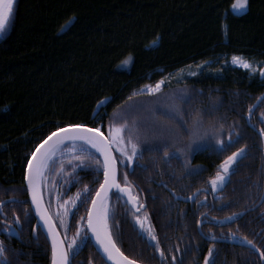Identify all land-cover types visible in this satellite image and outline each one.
<instances>
[{
  "label": "trees",
  "instance_id": "trees-1",
  "mask_svg": "<svg viewBox=\"0 0 264 264\" xmlns=\"http://www.w3.org/2000/svg\"><path fill=\"white\" fill-rule=\"evenodd\" d=\"M234 3L14 0L13 13L0 33V202L28 227L26 238L15 249L18 264H50L48 244L38 228L34 239L30 236L36 221L23 180L35 146L58 127L86 124L100 127L110 138L109 124L135 122L138 139L134 142L140 154L133 165L121 164L120 152L113 151L119 183L131 184L133 180L141 202L150 210L173 204L171 185L166 183L159 191L153 183L156 164L162 163L169 172L194 166L193 175L181 178L187 184L183 193L190 194L206 187L198 167L207 170L211 187V178L227 156L240 146L259 145L247 124L250 120L264 128V100L256 109L248 106L264 93V80L225 63L233 54L264 62V0H247L241 13L232 10ZM196 63L207 65L192 78L170 79L156 94H133L147 83ZM123 135L127 137V132ZM88 148L56 155L42 179L46 201L50 204L54 194L69 197L67 203L75 206L73 214L82 220L103 175L99 157ZM165 152L173 155L166 157ZM250 155L255 158L252 151ZM233 165L225 215L240 210L237 162ZM252 174L249 172L246 180L260 183ZM253 204L246 203V207ZM195 205H184L182 210L195 212ZM123 211H130L129 206L118 193H111L108 222ZM127 217L125 214L116 225L126 227ZM251 221L247 214L240 220L227 219V233L231 230L239 235L243 228L254 237ZM229 247L246 252L245 248ZM242 258L258 260L246 254ZM134 259L150 263L140 257V251Z\"/></svg>",
  "mask_w": 264,
  "mask_h": 264
},
{
  "label": "flooded vegetation",
  "instance_id": "flooded-vegetation-1",
  "mask_svg": "<svg viewBox=\"0 0 264 264\" xmlns=\"http://www.w3.org/2000/svg\"><path fill=\"white\" fill-rule=\"evenodd\" d=\"M263 100L264 98L260 102ZM247 126L256 134L260 143L251 148L239 147V149H242V152L237 156L235 161L238 166L237 198L240 210L236 213L242 214L232 219L240 220L244 215H249L252 219L251 226L255 231L254 237L250 236L248 233L249 231L241 228V233L239 235L236 234L231 240L227 238L228 233L225 224L227 219L223 218L230 215L224 214V202L228 196L226 188L230 182V172L223 189L215 192L212 186L209 187L207 184L209 182L207 170L198 167L197 172L204 176L203 183L206 187H199L190 194H184L183 191H186L185 186L187 184L182 183L181 178L185 174L189 176L193 175L195 167H183L178 171L169 172L163 169L162 163H158L155 169L156 180L153 183H157L156 185H158L159 191H162L166 183L171 185V198L173 199V204H166V207H162L161 209L150 210L146 202H141V198L137 193V185L133 180H131V184L119 183L121 187L128 188L132 197L136 199L137 210L133 209L120 193L111 192L118 193L130 208V211L117 213L116 217L112 218L111 222H108V230L116 247L130 260H135L139 264H205V256L209 253V247L218 244L221 246L213 247L214 252L212 257L215 259L211 257L214 264H260V253L246 244L243 237L246 236L249 240H252L261 251H264V134H262L264 133V128L262 124L255 125L252 124L250 120ZM251 151L255 153L254 159H252L250 155ZM260 163L261 166H259ZM132 165L133 164L127 165V167L130 168ZM135 166L139 167L140 165L136 164ZM117 167L119 175V166ZM218 171H221V169ZM249 172H252V176L254 178L257 177L260 183L258 181L248 182L245 176L247 177ZM41 195L46 211L68 253L69 264H107L96 251L89 237L86 218L87 213L84 220L80 217H75V214H73L75 206L67 203V199H69L67 196L54 194L49 204L42 190V182ZM192 196H194V198L191 201L181 200L191 198ZM150 197V199H154V196L150 195ZM176 197L180 199H176ZM2 202L3 203H0V242H3V246L6 249L7 260L10 264H18L15 260V249L18 248V243L26 238L28 227L22 220L23 226L20 221V226L16 227L15 231H5L4 229L6 227L15 225L18 216L16 213L5 210V203L4 201ZM249 202H253V206L246 207V203ZM192 203H196L195 212L192 209V212L189 211L188 213L182 210L185 207L184 205ZM140 205H144V207L141 208ZM28 206L31 211L29 201ZM31 214L33 216L32 211ZM125 214L128 215L126 227L123 224L117 226L116 224ZM137 216L140 218L139 221L136 219ZM197 221H200V223H197ZM141 222L144 225L143 228H141ZM241 222L242 221H237L238 224ZM36 225L38 226L37 221ZM149 227L153 230V234L157 237V240H152L148 235L147 230ZM37 228L45 239L40 227L38 226ZM17 233H19V235H17ZM35 233H30L33 239ZM36 238H38V236H36ZM185 240H189L190 243L187 245L184 243ZM201 241L205 243L202 244ZM157 242L159 243L160 251L164 252L163 257L156 251ZM69 245H71V247H69ZM226 246L245 248L246 252H243L241 249L235 250L230 247V252H228ZM177 249H179V251H177ZM138 251H140V257L144 260H150V263H143L134 259ZM244 253L250 257L256 256L258 260H248L249 258L243 259L242 255H245ZM154 255L155 260L153 258ZM228 256L231 259H229V261L226 260ZM174 257L175 260H173Z\"/></svg>",
  "mask_w": 264,
  "mask_h": 264
},
{
  "label": "snow or ice",
  "instance_id": "snow-or-ice-1",
  "mask_svg": "<svg viewBox=\"0 0 264 264\" xmlns=\"http://www.w3.org/2000/svg\"><path fill=\"white\" fill-rule=\"evenodd\" d=\"M247 0H235L233 5L236 9H244L246 8ZM14 10V0H0V32H3L6 28L7 22L13 13ZM154 41V43H157ZM233 63L241 64L245 69H252V72H259L260 76L264 78V67L253 68L252 64L245 59L239 57H233ZM125 61L124 63H127ZM199 67V66H198ZM195 75V73H192ZM161 83L157 82L155 87L151 86H142L141 91H148L149 93L157 92ZM264 97H258L257 99H261ZM107 100L105 98L104 101H99V105H103V103ZM251 110L253 105L248 106ZM98 111V109L94 110ZM261 116H264V113H261ZM103 125H101L102 127ZM127 132V137L123 135V133ZM264 134V133H262ZM109 136L105 137L104 133L100 130V127L97 128H89L86 124L79 125H69L64 128H57L54 132L49 133L43 140L40 141L39 144L35 146V150L32 151V158L28 160L27 170L25 173V180L28 182L29 191L32 192L33 203L37 204V211H40L39 204L37 201V196L35 193V185L38 180L43 179V174L45 169L49 166V163L53 160L58 154H61L62 149L65 145V142H71L75 144L77 141H83L87 145H91L92 148H95L97 152H99L103 156V172H104V182L100 185V189L97 191V197H100L101 193L106 190L108 187H116L120 188V185L117 183L116 179V164L117 160L112 155L111 146L113 144L118 145L117 151L120 152L122 159L120 160L121 164L125 166L133 164L134 157L140 154L138 149V144L134 142V140L138 139V131L135 128V122L132 125H129L127 122L120 126H115L109 124ZM217 143H221V141H217ZM191 142H189V148H191ZM81 150H84V145L80 146ZM129 149L131 150V154H129ZM242 152V149H237L230 156H227L225 160L218 165L219 169L222 171H217L215 176H213L210 180L213 191L221 188L231 171L230 166L233 165V162L236 160L237 156ZM173 153L165 152V156H171ZM126 158V160L124 159ZM125 182H127V176H125ZM126 189H121V191H125ZM132 199V197H130ZM74 202V201H73ZM3 203V202H0ZM97 201L94 198L93 206L95 207ZM135 206V205H134ZM140 207H144V205H140ZM242 213H231L228 217L223 219H232L234 217H238ZM107 215V211L100 213L97 215V218L94 222L93 220V211L89 210V218H88V226L92 228L93 232L96 234V238L103 247L105 253H107L108 258L110 260H115L116 264H137L135 260H130L127 256L124 255L123 252L120 251L119 248L116 247L115 242L112 240L111 234L107 231V226L105 222V217ZM25 217L28 219V209H25ZM137 221H139V216L136 217ZM200 223V221H197ZM20 226L19 217L16 218L15 225L11 227H6L5 231H15L16 227ZM38 226H33V232ZM144 225L141 222V228ZM148 235L152 240H157V237L153 234V230L148 228ZM19 235V233H17ZM49 235L52 237V264H69L68 261V253L60 247L62 241H58L56 239V234L53 231L52 227L49 228ZM236 236L234 232L229 230L227 234L228 239H233ZM215 238V237H213ZM243 240L246 244L250 245L253 249L260 253V264H264V251H261L252 240H249L246 236L243 237ZM71 247V245H69ZM156 251L160 253V256H164V252L160 251L159 243L157 242ZM179 251V249H177ZM214 248L212 246L209 247V253L205 256V264H214L211 260L213 255ZM175 260V257L173 258ZM0 264H10L7 260L6 249L3 246V242H0Z\"/></svg>",
  "mask_w": 264,
  "mask_h": 264
},
{
  "label": "water",
  "instance_id": "water-1",
  "mask_svg": "<svg viewBox=\"0 0 264 264\" xmlns=\"http://www.w3.org/2000/svg\"><path fill=\"white\" fill-rule=\"evenodd\" d=\"M260 97H264V93L260 96ZM263 98L261 99H257V101L254 103L253 107L252 108H255L256 105L262 100ZM104 104V103H103ZM100 106V105H99ZM95 117V114L92 115V118ZM67 127V126H66ZM89 128H95V127H91V126H88ZM64 128V127H63ZM105 135V134H104ZM106 137V136H105ZM65 143H71V142H65ZM77 143H80L81 145L82 144H85L83 141H77ZM87 145V144H86ZM90 146L89 148H91V150L99 157L100 161H101V164H102V168H103V156L97 152V150L95 148H92L91 145H88ZM35 150V149H34ZM111 150H112V147H111ZM112 155L114 156V152L112 150ZM115 157V156H114ZM32 158V157H31ZM28 164V163H27ZM26 170H27V167L25 169V173H26ZM222 171V169H221ZM25 173H24V186L26 188V192H27V196H28V201H29V204H30V207H31V211L35 217V220L37 221V224L38 226L40 227V230L42 231V233L44 234L45 236V239L49 245V248H50V252H51V263L52 264V237L49 235V228L50 226L52 227L53 231L55 232L56 234V239L58 241H62L60 235L58 234L57 230L55 229L47 211H46V208L44 206V203H43V200H42V195H41V180H38L36 185H35V193H36V196H37V201H38V204H39V208H40V211L38 212L37 211V204H34L33 203V199H32V192L29 191V188H28V182L25 180ZM117 164H116V179H117ZM228 179V176L226 177V180ZM225 180V182H226ZM104 182V172H103V176H102V181H101V184ZM118 183V181H117ZM100 184V185H101ZM119 184V183H118ZM100 185L97 189V191L100 189ZM225 185V183H224ZM224 185L221 187V188H218L217 190H215V192H218L220 190L223 189ZM121 189H126L125 191H121ZM97 191L96 193L94 194V197L90 203V206H89V209H88V212H87V227H88V232H89V237L91 239V242L92 244L94 245L96 251L99 253V255L102 257V259L107 263V264H116L115 260H110L108 258V255L107 253L104 252L103 250V247L101 246V244L99 243V241L97 240L96 238V234L93 232L92 228H89L88 226V218H89V210H92L93 211V220L95 222L96 218H97V215L101 213V210H102V207H103V204L105 201H108V198H109V195L111 192H118L121 194V196L128 202V204L135 210H137V204H136V199L134 197H132V195L130 194L129 192V189L126 188V187H121L120 188H116V187H108L106 188V190H104L100 197H97ZM195 196V195H194ZM194 196H192L191 198H188V199H181L183 201H191ZM130 197H132V199H130ZM94 198L96 199L97 203L95 205V207L93 206V200ZM176 199H180L179 197H176ZM135 205V206H134ZM107 226V225H106ZM108 230V229H107ZM60 247L62 249L65 250L64 248V245H63V242L61 243ZM66 251V250H65ZM139 264V263H137Z\"/></svg>",
  "mask_w": 264,
  "mask_h": 264
},
{
  "label": "rangeland",
  "instance_id": "rangeland-1",
  "mask_svg": "<svg viewBox=\"0 0 264 264\" xmlns=\"http://www.w3.org/2000/svg\"><path fill=\"white\" fill-rule=\"evenodd\" d=\"M245 9V8H244ZM244 9H236L234 7H232V10L235 12V13H241V11H243ZM1 33V32H0ZM239 57V58H242V59H245V60H248L251 64H252V67L253 68H259V67H264V62H261L259 60H255L253 58H248V57H245L243 55H237V54H233V55H230L227 57L226 59V65L227 66H230V67H235V68H239L243 71H245L249 76L253 77V78H258L259 80H264V78H262L259 74V72H255L253 73L252 72V69H245L241 64L239 63H233V57ZM207 63H196V64H193V65H189V66H186L185 68H182V69H179L178 71H176L173 75H164L163 77H161L158 81L156 82H151V83H147L143 86H151V87H155L156 86V83L157 82H160L162 81L161 83V87L160 89L157 91L159 92L163 86L166 85V82L170 79H179V78H192L194 77L196 74H199L200 72H202L203 70H205V67H206ZM199 66V67H198ZM192 73H195V75H193ZM141 88L140 87L139 89L135 90L133 94H139L141 96H147V95H151V94H156L157 92L155 93H149L148 91H141ZM105 103V102H104ZM157 110V108H155ZM69 145V146H68ZM68 145H65L62 149V152L61 154H58L57 156H66L68 154H71L73 152H78V151H84V150H81L80 148V145H77V144H68ZM67 146V147H66ZM85 146V145H84ZM113 149L116 151V149L118 148V145L116 144H113ZM86 147V146H85ZM85 149V148H84ZM46 170V169H45Z\"/></svg>",
  "mask_w": 264,
  "mask_h": 264
},
{
  "label": "bare ground",
  "instance_id": "bare-ground-1",
  "mask_svg": "<svg viewBox=\"0 0 264 264\" xmlns=\"http://www.w3.org/2000/svg\"><path fill=\"white\" fill-rule=\"evenodd\" d=\"M262 94H263V93H262ZM262 94H261V95H262ZM261 95H260V96H261ZM68 144H73V143H65V145H68ZM75 144H80V143H77V142H76ZM65 145H64V146H65ZM83 145H85V146H87V147H90V146H88V145H86V144H83ZM230 167H231V166H230ZM40 180H41V179H40ZM105 210H106V211L108 210V201H105V202H104L103 207H102V210H101V213L105 212ZM106 218H107V215H106V217H105V222H106ZM10 253H11V252H10Z\"/></svg>",
  "mask_w": 264,
  "mask_h": 264
}]
</instances>
